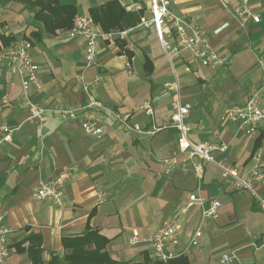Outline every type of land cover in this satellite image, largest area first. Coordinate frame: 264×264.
<instances>
[{
  "label": "crops",
  "instance_id": "0c3cea01",
  "mask_svg": "<svg viewBox=\"0 0 264 264\" xmlns=\"http://www.w3.org/2000/svg\"><path fill=\"white\" fill-rule=\"evenodd\" d=\"M60 1L74 4L76 15L90 16V7L109 0ZM117 1L135 15V22L123 29L124 40L98 39L90 66L84 61V39L70 36L69 29L44 33L38 40L30 36L41 87H32L29 96L43 109L40 123L26 120L29 111L19 98L18 76L0 67V124L17 128L0 143V212L12 229L5 264H32L31 250H38L46 263L63 254V239L82 236L87 229L108 239L104 250L117 261L153 262L147 248L131 246L127 238L131 230L153 232L169 217L178 218L182 226L181 244L167 247L176 255L172 258L180 255L188 264H212L220 255L234 252L241 264H264V209L259 201H264V185L254 184L253 192L235 187L203 160L195 159L201 164L200 174L188 161L166 174L161 162L177 150V131L170 119L175 92L168 87L177 81L182 102L191 107L186 121L193 142H225L227 150L213 154L236 166L240 176L264 164V148L252 150L264 123L247 135L222 117L225 109L244 104L254 87L261 89L264 103V65L257 63L264 52V0H249L260 21L244 26L218 0H169L176 13L205 29L214 49L229 59L227 65L212 69L191 55L180 56L181 51L173 56L184 72L180 80L174 68V74L169 69L172 61L168 65L152 48L156 36L148 21L149 0L146 5ZM225 21L228 26L214 34ZM28 22L23 29L29 33L42 29L41 22ZM222 68L226 76H220ZM83 83L88 84L87 92ZM89 99L102 106L94 108L103 127L100 138L81 129ZM66 107L76 110L74 118H60L58 110ZM116 115L140 131L126 129ZM63 169H69L70 177L61 203L35 200L32 190L37 182L51 180ZM190 194L201 197L204 207L210 199L219 200L223 207L217 218L202 217L197 203L189 206ZM196 229L202 233L198 245L186 247Z\"/></svg>",
  "mask_w": 264,
  "mask_h": 264
},
{
  "label": "built area",
  "instance_id": "2783aa9c",
  "mask_svg": "<svg viewBox=\"0 0 264 264\" xmlns=\"http://www.w3.org/2000/svg\"><path fill=\"white\" fill-rule=\"evenodd\" d=\"M220 5L230 14L239 25L244 26L247 22H259L260 17L254 13L249 0H218ZM151 17L148 21L153 25L154 31L159 38V42L165 51L167 58L181 51H188L190 55L200 64L212 69H218L228 64V57L217 52L211 45L209 35L205 29L197 25L192 18L176 13L169 5V0H149L148 3ZM228 26V22H223L213 33L217 34ZM127 30L110 31L107 33L95 29L92 18L88 15L79 14L73 19L69 35L72 37H82L85 41L84 61L87 66L94 63L97 53V41L105 37H117L124 40ZM31 41L20 39L0 47V67L13 71L20 81V100L27 107L29 114L26 120L30 123H40L43 118V109L30 99L29 90L34 87H41L39 80V66L34 60ZM257 63L264 65V52L258 57ZM97 80V79H95ZM168 85V84H167ZM175 96L172 102L171 125L177 131V150L170 156L162 159L164 171L168 174L175 165L182 168L186 162L191 166L196 174L202 171L200 162L203 160L214 164L221 173V176L231 182L235 187L249 189L253 192L254 184L264 185V164H260L250 170L245 176H240L236 166L231 165L225 158H216L214 152L223 153L227 150L225 142H193L190 138L191 128L186 119L190 112V104L182 102L179 95L177 81L169 84ZM83 89L88 91V84L83 83ZM86 118L81 122V129L84 134L100 138L103 133L101 120L94 114V108L102 107L94 99H89L86 104ZM146 112H150L149 105L143 106ZM62 120L72 119L76 116V110L70 107L58 110ZM116 117L121 121L126 129L139 132L138 127L130 125L126 117ZM222 117L234 121L238 128L247 135L256 133L259 125L264 123V103L262 102L261 89L254 87L250 90L249 96L244 104L234 105L225 109ZM17 128H12L0 124V143L9 140L12 133ZM184 156V158H181ZM255 156L259 158V153ZM70 177L69 169L59 171L51 180H39L32 190V197L35 200H47L55 204H60L64 192L65 183ZM261 207L264 209V201L259 199ZM197 203L201 206V216L204 218H217L223 204L217 199H210L206 207L203 206L201 197L195 194L189 195L188 205ZM181 222L178 218L169 217L162 221L160 226L153 232L141 233L131 230L127 242L131 246H144L148 249L151 257L156 261L167 262L174 253L168 251L167 247L181 244ZM11 227L5 222L4 214L0 212V264H5L9 256L8 239ZM202 233L199 229L193 231L186 247L197 246ZM185 247V248H186ZM212 264H241L237 262L234 252L224 253L217 257Z\"/></svg>",
  "mask_w": 264,
  "mask_h": 264
},
{
  "label": "trees",
  "instance_id": "16d2710c",
  "mask_svg": "<svg viewBox=\"0 0 264 264\" xmlns=\"http://www.w3.org/2000/svg\"><path fill=\"white\" fill-rule=\"evenodd\" d=\"M3 2L20 4L30 12L31 19L41 22L42 29H34L29 33L36 40L44 33L54 34L59 29H70L77 13L74 4L62 3L60 0H0V3ZM89 14L104 33L111 30H123L135 22V15L132 12H126L117 0H109L101 5L90 7ZM0 39L7 45L13 42L15 37L0 34ZM259 147L264 148V131L254 140L252 150L255 151ZM107 243L108 239L99 235L96 230L87 229L82 236L63 239L64 252L61 256H52L48 262L43 263L38 250H31L29 257L32 264H188L180 255L169 259L166 263L156 260L152 262L147 259L142 263L117 261L104 250Z\"/></svg>",
  "mask_w": 264,
  "mask_h": 264
},
{
  "label": "rangeland",
  "instance_id": "374dc122",
  "mask_svg": "<svg viewBox=\"0 0 264 264\" xmlns=\"http://www.w3.org/2000/svg\"><path fill=\"white\" fill-rule=\"evenodd\" d=\"M147 1L148 0H139V3L142 5H146ZM146 15L149 16L148 11ZM30 18H31L30 12L27 9L23 8L20 4L15 2H3L0 5V32H6L9 35H13L15 37L14 41L20 39L30 40V35L29 32H27L28 31L27 28L23 29L24 24L29 26L30 23L28 21ZM153 33L156 36L155 37L156 40L154 41L157 43L156 45V43L154 42V45L152 47L153 50L160 52L163 55L165 61L168 63V65H170L169 61L170 60L172 61V65L169 66L170 67L169 69L171 73L174 74L173 73V68H174L177 77L180 80L184 76V72L179 67L178 59L173 56L170 60L167 58L165 51L159 42L158 36L152 30V34ZM180 56L189 57L190 53L185 50L181 52ZM219 74H221L220 76H226V70L224 68L220 69ZM172 80H175V78L173 77ZM208 164L211 163L209 162Z\"/></svg>",
  "mask_w": 264,
  "mask_h": 264
}]
</instances>
